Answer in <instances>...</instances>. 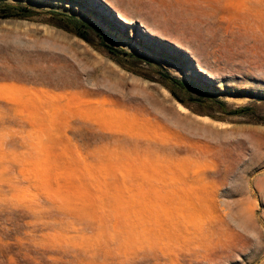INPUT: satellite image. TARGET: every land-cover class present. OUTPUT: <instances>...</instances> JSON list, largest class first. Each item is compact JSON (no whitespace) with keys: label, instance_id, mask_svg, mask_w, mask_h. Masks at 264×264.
<instances>
[{"label":"rangeland","instance_id":"rangeland-1","mask_svg":"<svg viewBox=\"0 0 264 264\" xmlns=\"http://www.w3.org/2000/svg\"><path fill=\"white\" fill-rule=\"evenodd\" d=\"M0 4V264H264V0Z\"/></svg>","mask_w":264,"mask_h":264},{"label":"trees","instance_id":"trees-1","mask_svg":"<svg viewBox=\"0 0 264 264\" xmlns=\"http://www.w3.org/2000/svg\"><path fill=\"white\" fill-rule=\"evenodd\" d=\"M38 13L39 12H36L35 10H33L31 7L28 6L0 4V17L2 18H27L37 15ZM52 14L55 15V17L56 16L60 17L58 19L66 23V26L63 27L69 32L78 36L79 38L87 40L88 31H93L98 37L102 39V31L98 29L96 26L92 25L91 23L57 12H54ZM101 45L106 49H108L109 51L115 52V50L105 45L103 41L101 42ZM123 54L133 57L130 54H126V53ZM143 61L146 62V60Z\"/></svg>","mask_w":264,"mask_h":264},{"label":"bare ground","instance_id":"bare-ground-1","mask_svg":"<svg viewBox=\"0 0 264 264\" xmlns=\"http://www.w3.org/2000/svg\"><path fill=\"white\" fill-rule=\"evenodd\" d=\"M179 110H184L182 107H180V109Z\"/></svg>","mask_w":264,"mask_h":264}]
</instances>
